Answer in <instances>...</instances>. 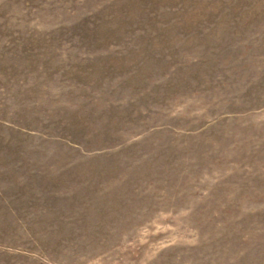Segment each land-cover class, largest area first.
Here are the masks:
<instances>
[{
  "label": "rangeland",
  "instance_id": "rangeland-1",
  "mask_svg": "<svg viewBox=\"0 0 264 264\" xmlns=\"http://www.w3.org/2000/svg\"><path fill=\"white\" fill-rule=\"evenodd\" d=\"M0 264H264V0H0Z\"/></svg>",
  "mask_w": 264,
  "mask_h": 264
}]
</instances>
